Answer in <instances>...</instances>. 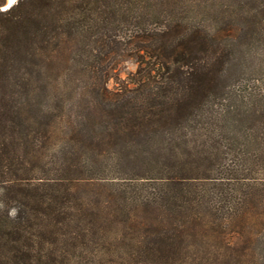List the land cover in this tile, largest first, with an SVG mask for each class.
<instances>
[{"label": "trees", "instance_id": "1", "mask_svg": "<svg viewBox=\"0 0 264 264\" xmlns=\"http://www.w3.org/2000/svg\"><path fill=\"white\" fill-rule=\"evenodd\" d=\"M5 2L0 264H264V0Z\"/></svg>", "mask_w": 264, "mask_h": 264}, {"label": "rangeland", "instance_id": "2", "mask_svg": "<svg viewBox=\"0 0 264 264\" xmlns=\"http://www.w3.org/2000/svg\"><path fill=\"white\" fill-rule=\"evenodd\" d=\"M256 36V39L254 38L253 40H251L252 42H247L244 38H242V44L237 49H235V54L233 56V63H235V66L232 74L226 82L228 86L233 87L242 84L253 86L256 84L260 85L264 90V31L263 33H258V35ZM137 68L138 63L135 59L131 57L120 59L116 64V68L112 73V77H110L107 81V86L110 89L115 90L123 84L132 85V75L137 70ZM228 100L229 101L227 102H231L233 106H239L242 110H245L244 106H242L244 103L241 100L235 99L233 98V96ZM259 104L260 103L257 102L258 107H260ZM234 114L229 116L230 120L231 117L232 119H235ZM239 114H242V116H244L242 112ZM249 124L252 125L247 120L244 122H240L235 126H232V128H235L237 132H243L244 127ZM240 128H242L241 131ZM231 148L233 150H238L239 146H236V143H233L231 145ZM244 148H249V150H256L255 147L251 146H244ZM233 156L234 155L230 157L234 158ZM240 164H243V160H240ZM250 165H254L253 161L250 160L245 162V166L249 167ZM241 167L242 165L239 166V168ZM260 167H262V165H260Z\"/></svg>", "mask_w": 264, "mask_h": 264}, {"label": "water", "instance_id": "3", "mask_svg": "<svg viewBox=\"0 0 264 264\" xmlns=\"http://www.w3.org/2000/svg\"><path fill=\"white\" fill-rule=\"evenodd\" d=\"M18 0H6L4 6L2 7V9L4 10V7L9 8L11 5H13L15 2H17Z\"/></svg>", "mask_w": 264, "mask_h": 264}, {"label": "bare ground", "instance_id": "4", "mask_svg": "<svg viewBox=\"0 0 264 264\" xmlns=\"http://www.w3.org/2000/svg\"><path fill=\"white\" fill-rule=\"evenodd\" d=\"M4 9H6V7Z\"/></svg>", "mask_w": 264, "mask_h": 264}]
</instances>
